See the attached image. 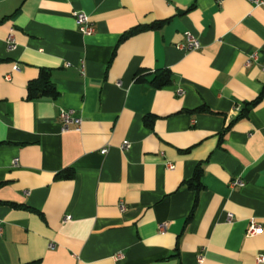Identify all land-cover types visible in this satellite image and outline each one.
<instances>
[{"label": "crops", "instance_id": "crops-1", "mask_svg": "<svg viewBox=\"0 0 264 264\" xmlns=\"http://www.w3.org/2000/svg\"><path fill=\"white\" fill-rule=\"evenodd\" d=\"M263 88L264 0H0V264H264V97L239 118Z\"/></svg>", "mask_w": 264, "mask_h": 264}, {"label": "built area", "instance_id": "built-area-1", "mask_svg": "<svg viewBox=\"0 0 264 264\" xmlns=\"http://www.w3.org/2000/svg\"><path fill=\"white\" fill-rule=\"evenodd\" d=\"M214 1L218 3V2H221L222 0H214ZM247 1H249L250 3L257 5V6L263 4V0H247ZM73 18L75 20V23L77 25L79 33H81L82 35H85V36H90L93 34L94 29H93L92 25L90 24V21H89L87 15H85L84 13L76 12L73 14ZM6 45H7V48L9 50H13L15 48V41L13 38V29L9 30V34H8L7 39H6ZM177 48L180 50L194 51V50H198L200 48V45H199V42L197 41V39H195L192 35H190L188 33L186 35V43L178 45ZM252 58H255V56H252ZM11 70L13 72H17V71H19V66L17 64H14L12 66ZM5 79L9 80L10 76L7 75L5 77ZM239 112H240V110H239ZM59 120L61 123V131L62 132H68V131L80 132L81 123H82L81 118L74 116V113L72 110H61L59 113ZM127 147H128L127 143H124L121 146V150H124ZM105 152H106V150L102 151V153H105ZM16 162H17V160L14 159L13 164L15 165ZM167 166L169 169L173 168L172 165H167ZM231 186L232 187H236V186L242 187L243 183L241 181L235 180V181L231 182ZM119 210L121 212H123L125 210V206L123 203L119 204ZM66 219H68V218H66ZM228 219L229 220L231 219V215L228 216ZM0 230H1V227H0ZM159 230H160V233H163L165 229L163 226H161ZM260 231H261V227L259 225H257L254 221H251L249 223L248 229L246 231V236L247 237H253L255 235H258L260 233ZM121 258H122L121 254L115 256V259H121ZM203 259H204V256H203V253L201 251L197 254L198 263L202 264ZM257 261H258V263H261L263 261V257L259 256L257 258Z\"/></svg>", "mask_w": 264, "mask_h": 264}, {"label": "trees", "instance_id": "trees-1", "mask_svg": "<svg viewBox=\"0 0 264 264\" xmlns=\"http://www.w3.org/2000/svg\"><path fill=\"white\" fill-rule=\"evenodd\" d=\"M161 24L162 22H157V23H154L148 26V28L156 29L160 27ZM137 31H139L138 28L133 29L132 31L126 32L121 37V40L127 38L128 36L132 35L134 32H137ZM149 76L150 75H146L145 73L138 74L135 78V81L138 83H146L147 85H149L150 87L154 89H161L163 87L171 85L172 83L171 73L168 70H159V71H156L150 78ZM40 80H41L40 86L29 84L28 98L35 99L38 97H51V98L57 97V91L54 88V86L50 83L49 75L47 72L45 71L41 72ZM262 97H264V88L262 89L261 93L254 101L244 105V107L241 109L239 118L245 117L248 114L250 108L255 106L262 99ZM206 110L207 109L201 107L195 111L197 112V111H206ZM143 123L146 127L151 128L153 124V118L150 116H146L143 118ZM58 176L62 178L70 179L74 176V173L72 170H65L64 172L60 173ZM200 178H201V169L197 168L194 173L193 180L189 183L190 188L195 189L196 192H198L202 188ZM13 207H16V206H13Z\"/></svg>", "mask_w": 264, "mask_h": 264}]
</instances>
